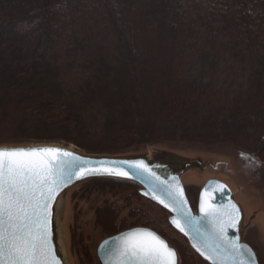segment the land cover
<instances>
[{
    "label": "rangeland",
    "instance_id": "374dc122",
    "mask_svg": "<svg viewBox=\"0 0 264 264\" xmlns=\"http://www.w3.org/2000/svg\"><path fill=\"white\" fill-rule=\"evenodd\" d=\"M131 1L112 2L121 18L128 56L133 59L134 75L146 102L138 108L142 116L132 114L134 126L145 123L149 113V124L158 128L162 119L156 106L157 97L169 94L162 90L158 95L154 92L156 80L162 82L158 70L164 68L158 57L151 58L155 45L145 43L144 37L159 28L160 19L155 17L150 21L151 31L143 29L140 37L134 35V13L124 8ZM146 1L140 0V3L150 6L155 3V0ZM166 1L157 0L154 10L164 11L162 6ZM186 1L191 7L189 19L195 25L183 37L184 47L181 55L179 53L176 73L178 82L195 92L198 111L188 121L180 120L178 133H170L173 139L147 145L140 135H111L114 119L119 117L118 121L130 122L127 117L115 114L124 116L126 110H109L103 101L84 97L89 94V86L101 84L99 78L114 92L120 77L116 51L119 41L104 17L100 0H0L3 64L9 65L13 74L22 80L29 77L34 80L36 71L53 74L67 100L77 105L85 120L81 138L55 132L49 135L51 139L38 141L23 138L29 135L24 130H6L0 133V146L54 144L98 156L153 155L158 151L201 160L203 166L188 171L183 178L193 208L196 210L199 193L208 180L219 179L233 187L236 199L251 211L244 225V239L254 247L260 263L264 264V128L255 132L252 127L264 126V113L258 119L256 114L236 115L232 110L235 98L247 96L264 71V17L251 15L250 10L255 13V0ZM138 10V14L146 12ZM148 11L146 14L152 16L154 12ZM250 22L252 27H247ZM162 37H165L164 32ZM102 59L109 74H99ZM38 95H31L29 103L15 110L19 115L25 112L21 119L44 111L48 118L55 114L50 113V105L41 111L39 105L46 102L43 100L46 95L39 96L43 101L36 100ZM55 116L63 118L65 115L59 112ZM244 126L249 128L244 137L233 133ZM120 127L124 129L127 125ZM64 136L78 141L79 145L66 142ZM139 191L140 187L132 182L106 178L84 182L66 194L61 231L69 264H101L97 254L100 244L138 227L152 229L166 238L177 249L180 264H207L170 226L169 213L142 197ZM254 211L262 216L255 225L252 216L258 214Z\"/></svg>",
    "mask_w": 264,
    "mask_h": 264
},
{
    "label": "snow or ice",
    "instance_id": "6c2138e0",
    "mask_svg": "<svg viewBox=\"0 0 264 264\" xmlns=\"http://www.w3.org/2000/svg\"><path fill=\"white\" fill-rule=\"evenodd\" d=\"M124 165L155 177L157 183L150 190L163 191L166 199L159 202L176 213L171 223L194 241L193 247L211 264H254L252 250L229 235L240 219L235 204L216 206L206 188L201 215L195 217L186 206L179 182L175 178L160 181L142 160L92 161L52 147L0 149V264H60L52 242V208L57 195L73 179L129 176ZM223 189L219 185L217 191ZM101 248L105 264H177L175 250L146 228L121 233Z\"/></svg>",
    "mask_w": 264,
    "mask_h": 264
},
{
    "label": "trees",
    "instance_id": "16d2710c",
    "mask_svg": "<svg viewBox=\"0 0 264 264\" xmlns=\"http://www.w3.org/2000/svg\"><path fill=\"white\" fill-rule=\"evenodd\" d=\"M100 1L104 17L108 20L115 36H117V40L119 41L116 45V51L118 55V75L120 77L116 83L114 92L106 87L107 84L104 86V83L101 80L103 78H99L100 82H98L101 84L98 87L92 85L89 86L87 89L89 94H85L84 97L87 96L90 100L99 99L98 101H103L109 110L115 111L118 109L122 110V112L123 110H126L124 112V116L122 113L115 114L127 117L130 122L122 120L118 121L119 117L114 119L111 126L113 130L111 135L113 133H116L117 135L129 133L134 137L135 135H140V137L144 139L143 142L147 145L157 143L163 139H165V141H170L169 139H173L171 136L172 134L170 133H174V135H176L179 131V126L177 124L180 120L188 121L189 118L196 116V112L198 111L195 92L191 88L178 82V76L176 73V65L179 56L181 55V50L184 47L183 37H186L195 25L194 21L189 19L190 14L188 12L191 7L186 0H168V2L166 1V5L164 4L162 6L164 7V11L162 12L160 10H154L153 8V6L157 5V0H155V3L151 4V6L147 5L148 3L141 4L140 0H135V2L132 0L131 2H128L126 6L124 5V8H127L129 11L134 13L135 17L133 18V22L135 26L132 25V27L134 26L135 30H132V32L136 36L140 37L143 29L151 31L149 26L150 21H153L155 17H159L160 21L157 23L159 28H156L157 30L155 31L152 30L153 32H150V36H148L147 33L146 37H144V41L146 40L145 43L149 42L155 45L152 47L154 52H150L152 56L151 58L153 59L158 57V61L164 68L163 70L161 68L158 70L159 79L162 82H158L156 80V83L153 85L154 92L158 95L160 94V90H162L165 91V94H169L168 97H157L158 101L156 106L159 111L158 114L162 119L161 126L155 128L152 124H149L151 115L148 113V116H145V120L147 121H144L145 123L136 127L134 126L133 115L135 113V116H142L138 110L143 107V105H146V102L141 92L140 83L134 75L133 59L128 56L129 49L127 50L126 48L128 42L123 34L120 21L121 18L117 14L118 10L113 4V0ZM141 1L147 2L146 0ZM256 1L257 5L255 3L254 6L255 13H252V10H250L251 15L256 14L257 17L263 18L264 0H255V2ZM169 3L171 4L169 5ZM168 6H170V8H168ZM138 9H142L146 12L149 9L151 10L148 11L149 13L152 11L154 13L152 16L148 13L146 14V12H144V14H138ZM145 22L147 26L144 25ZM247 27H252V22H250ZM163 32L165 37H162ZM167 35L169 37H167ZM136 42H138V40H136ZM148 51L149 50L146 49V53H148ZM3 61L4 60L0 55V64L2 65V68L0 67V133L6 130H24L23 132H27L29 135L23 138L38 141L51 139L49 138V135H52V133L55 132L66 133L69 136L74 135L79 138L82 137V134L85 131L84 117L78 111L76 107L77 105L67 100L68 98L65 96L63 88L56 82L53 74L50 72L42 73L40 71H36L34 74V80H32V77L25 80L18 79L15 74H13L14 71L10 69V66H5ZM150 63L152 64L153 62L150 61ZM99 64L101 65L98 70L100 75L110 73L103 59L99 61ZM259 78L258 84L252 86V89L248 91L247 96H238L235 98L236 101L234 102L232 110L234 109V113L236 115L241 113L249 116L251 114H256L258 115V119L261 118V114L264 113V71L261 72ZM29 92L31 95H46V99H43L46 102L40 103L39 105L41 111L43 107L50 105V113L52 112L57 114L59 112H63L65 116L62 118L55 116V114H50L51 118H48L47 115L45 116L46 113L43 109L44 113L41 112L37 116H24L23 119H21V117L25 115V112L19 115V113L15 112V110H17L21 105L31 101L33 97L29 95ZM40 95L35 97L36 100H41V97L39 98ZM172 99L175 100L174 103L171 102ZM39 116H41V118ZM126 125L127 127L124 129L120 127ZM252 127L255 129V132L257 130H259L258 132H261V129L264 128V126H260L258 128L256 126ZM248 130L249 128L244 126L242 129L234 130L233 133L237 136L244 137V133ZM64 137L66 142L79 145L78 141L67 136ZM108 137H110V135Z\"/></svg>",
    "mask_w": 264,
    "mask_h": 264
},
{
    "label": "water",
    "instance_id": "95a60500",
    "mask_svg": "<svg viewBox=\"0 0 264 264\" xmlns=\"http://www.w3.org/2000/svg\"><path fill=\"white\" fill-rule=\"evenodd\" d=\"M45 147L62 149L64 151L71 152L77 156H80V157H83L85 159L92 160V161H105V160L106 161H138V160H142L144 161L145 164L148 165L149 169L151 170V173H154L155 176H158L160 178V181L171 182L173 178H175L179 182L180 186L183 188L184 197L187 201L186 206L188 209L191 210L192 216H195V217H199L201 215L200 213L201 196L204 194V191L207 188L208 194L211 197H213L211 202L215 204L216 206H220V207L227 206L229 202H231L232 204H235L238 207L239 213H240L239 223H238L237 229L229 230V235L238 237L240 244L247 245L252 250V253H254V264H260L256 251L249 244H247L244 239L245 228H246L244 225L248 217V214H245L246 208H244V206H242V204L236 199L237 194L233 191V189L227 183L219 179L208 180L200 191L198 205H197V212H195L189 200L183 178L185 177L188 171L199 168V167L201 168V166H203V162L201 160H188V159L181 158L173 154L172 152H158V151H156L153 155H150V154H136V155H129V156L88 155V154H83L69 147H62V146L54 145V144H29V145H21V146H0V149H15V148L29 149V148H45ZM123 168L124 170L130 173L129 176L91 175V176L84 177L82 179H73V181L57 195L53 203V208H52V242L55 247L57 257L60 260V264H69L65 250H64V246H63L62 231H61V214L63 211L62 209H63V204L65 201L66 194L71 189H73L74 187L84 182L94 180V179H106V178L128 181V182H132L138 185L140 187L139 194L145 199L151 201L152 203L156 204L157 206H159L160 208L168 212L170 215L169 216L170 226L188 242L191 249L203 261H205L207 264H211L210 260L206 259L204 256H201V254L196 250V248L193 247L194 241L190 239L189 236H186L184 233L180 232L179 229H177L175 225L171 223V220L176 216V213L173 212L171 208H165L159 202V199L161 198L166 199V196L164 195L163 191L161 190V191H157L153 193L150 190V188L157 183L155 181V177L151 176L148 173H145L142 169L141 170L130 169L128 168L127 165H124ZM219 185H224V189L222 193L217 191V189L219 188ZM154 196H156L157 198L154 199L153 198ZM255 212L257 211H254L253 213ZM257 214L258 215L253 214L252 216L253 225L257 223L256 221L259 217H262V216H259V214L261 213L257 212ZM135 229H140V228H135ZM146 229L153 231L152 229H149V228H146ZM131 230H128V231H131ZM128 231H125V232H128ZM120 234L109 237L100 244L97 254H98V259L101 264H105V259H106L105 250L101 248V245H103L105 241H112L114 237H117ZM156 234L159 235L158 233ZM159 236L167 242L170 248L175 250L177 264H180V256H179L177 249L171 246L168 243V241L164 239L161 235Z\"/></svg>",
    "mask_w": 264,
    "mask_h": 264
},
{
    "label": "flooded vegetation",
    "instance_id": "af4514ba",
    "mask_svg": "<svg viewBox=\"0 0 264 264\" xmlns=\"http://www.w3.org/2000/svg\"><path fill=\"white\" fill-rule=\"evenodd\" d=\"M199 199V198H198ZM195 210V209H194ZM195 211H197V208H196V210ZM143 228H146V227H143ZM247 244H249L247 241H245ZM250 245V244H249ZM251 246V245H250ZM252 247V246H251ZM253 249H254V247H252ZM255 250V249H254ZM256 251V250H255ZM256 253H257V251H256ZM257 255H258V253H257ZM258 259H259V257H258ZM259 262H260V260H259ZM261 264V263H260Z\"/></svg>",
    "mask_w": 264,
    "mask_h": 264
},
{
    "label": "bare ground",
    "instance_id": "6f19581e",
    "mask_svg": "<svg viewBox=\"0 0 264 264\" xmlns=\"http://www.w3.org/2000/svg\"><path fill=\"white\" fill-rule=\"evenodd\" d=\"M232 188H233V187H232ZM250 212H251V211L249 210V213H250ZM249 213H248V211L245 210V214H249Z\"/></svg>",
    "mask_w": 264,
    "mask_h": 264
}]
</instances>
